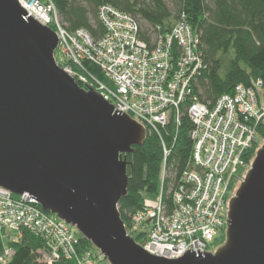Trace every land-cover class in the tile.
<instances>
[{
	"label": "built area",
	"instance_id": "1",
	"mask_svg": "<svg viewBox=\"0 0 264 264\" xmlns=\"http://www.w3.org/2000/svg\"><path fill=\"white\" fill-rule=\"evenodd\" d=\"M29 16L51 28L59 39L55 52L58 66L85 90H95L125 112L146 131L159 132L173 119L177 127L184 110L193 128L189 169L171 192V205L164 200L166 161L171 150L162 141L164 165L159 202L145 207L133 218L127 233L140 239L149 254L170 260L186 251L210 253L226 236L229 202L236 196L248 169L246 160L264 126L262 83L240 85L232 96L215 104L202 103L193 95V80L203 69L199 35L185 24L169 33L152 35L147 43L142 29L130 15L102 6L98 20L105 35L95 39L86 30L70 32L57 11L56 0H17ZM99 69L106 82L92 76L86 65ZM88 86H86V85ZM0 232L10 242L25 232L41 236L49 249L45 261L76 258L78 264H101L103 257L82 252L79 232L45 212L30 195L17 196L0 188ZM212 254V253H211ZM13 251L6 248L0 263Z\"/></svg>",
	"mask_w": 264,
	"mask_h": 264
},
{
	"label": "water",
	"instance_id": "2",
	"mask_svg": "<svg viewBox=\"0 0 264 264\" xmlns=\"http://www.w3.org/2000/svg\"><path fill=\"white\" fill-rule=\"evenodd\" d=\"M56 33L17 0H0V188L28 194L89 240L109 264H264V145L229 202L215 254H149L119 212L128 195L124 155L147 131L55 60Z\"/></svg>",
	"mask_w": 264,
	"mask_h": 264
},
{
	"label": "trees",
	"instance_id": "3",
	"mask_svg": "<svg viewBox=\"0 0 264 264\" xmlns=\"http://www.w3.org/2000/svg\"><path fill=\"white\" fill-rule=\"evenodd\" d=\"M172 4L174 11L166 0L55 1L60 18L70 32L86 30L95 39L105 35V28L98 20V11L105 5L132 16L142 29L141 38L147 43L152 35L167 34L177 24L185 23L199 35L204 65L193 80L194 96L204 104L213 105L222 96H232L236 87L253 88L258 81L262 83L264 96V0H172ZM86 67L97 80L106 82L99 69L89 64ZM78 85L85 89L80 83ZM192 128L184 110L178 127L171 119L159 132L147 129L144 144L123 156L129 163V185L127 197L119 204V212L126 228L145 207L143 194L158 190L164 165L162 141L171 150L164 182V200L171 205L170 190L190 166ZM259 139L264 141V126L259 129L258 141L246 156L251 165L261 149ZM79 237L82 252L97 249L80 233ZM134 240L142 244L140 239ZM6 248L11 249L13 255L4 264H50L45 261L49 253L45 240L32 232H25L23 239L13 242L0 232V255ZM51 264H78V261L74 257H60Z\"/></svg>",
	"mask_w": 264,
	"mask_h": 264
},
{
	"label": "rangeland",
	"instance_id": "4",
	"mask_svg": "<svg viewBox=\"0 0 264 264\" xmlns=\"http://www.w3.org/2000/svg\"><path fill=\"white\" fill-rule=\"evenodd\" d=\"M166 2L169 4L170 9L172 11H174L172 0H166ZM259 143H260V148H262L263 145H264V141L259 139ZM245 178H246V175H245ZM161 184H162V178H161V182H160V184L158 186V190H157L156 193H144L143 194L145 202H146V204L148 206H156L158 204L159 198H160ZM240 186H241V184L238 185V188H240ZM226 236H227V231H226ZM225 242H226V238L224 239V243L222 245H218L216 247H210L209 248V252L212 253V254H215L217 249L220 248L221 246H223L225 244ZM93 253L96 254V256H101L102 257V255H101V253H100V251L98 249H95ZM101 264H109V262L103 257V259L101 261Z\"/></svg>",
	"mask_w": 264,
	"mask_h": 264
}]
</instances>
